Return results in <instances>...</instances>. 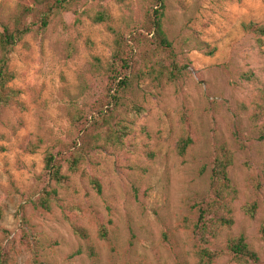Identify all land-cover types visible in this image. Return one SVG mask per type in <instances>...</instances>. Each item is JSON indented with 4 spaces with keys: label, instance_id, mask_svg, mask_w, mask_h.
I'll return each instance as SVG.
<instances>
[{
    "label": "rangeland",
    "instance_id": "obj_1",
    "mask_svg": "<svg viewBox=\"0 0 264 264\" xmlns=\"http://www.w3.org/2000/svg\"><path fill=\"white\" fill-rule=\"evenodd\" d=\"M153 1L71 4L9 54L10 85L23 106H0V247L7 264H197L194 204L207 197L220 144L233 153L234 222L211 239L209 247L220 252L212 264H241L223 252L225 239L238 234L264 260V142L250 120L264 80V36L243 28L264 25V0H164L162 26L180 72L172 81L133 80L119 105L107 104L105 69L116 35L133 44L123 55L137 67L157 59L144 30ZM20 5L38 2L0 0V31ZM249 72L256 80L242 78ZM99 113L105 123L91 129L100 135L97 148L83 153L75 170L64 161L67 179L51 183L57 195L49 210L35 207L45 151L77 152L82 123ZM187 136L181 154L176 147ZM251 201L253 217L241 209Z\"/></svg>",
    "mask_w": 264,
    "mask_h": 264
},
{
    "label": "trees",
    "instance_id": "obj_2",
    "mask_svg": "<svg viewBox=\"0 0 264 264\" xmlns=\"http://www.w3.org/2000/svg\"><path fill=\"white\" fill-rule=\"evenodd\" d=\"M82 0H37L38 7L20 5L16 11L9 15L7 20L2 23L0 31V106H6L11 101H15L20 107L22 103L17 101L19 90L12 87L10 83L14 80L15 75L9 69V54L14 45L23 36L33 32L34 26L37 29L45 30L52 18L61 10L68 9L72 4H77ZM87 1V0H84ZM33 16L34 20L29 21L27 18ZM164 16V0H154L153 6L146 19L144 30L148 42L154 45L157 59L149 60V65L141 69L132 63L133 58L124 54V48L128 52H133V44L130 40L115 36V48L105 69L107 77V104L112 103L119 105L123 98L122 93L128 92L133 84V80L149 78L153 81H172L177 77L179 71L178 64L171 42L168 40L162 26ZM104 17V14L102 15ZM243 28L251 33L264 36V25L256 22H249L243 25ZM150 35V36H148ZM120 38V39H119ZM166 62V63H164ZM242 78L246 80H256L252 72L243 73ZM258 101L254 102L253 109L250 113V120L256 126L257 138L264 142V80L260 82L258 88ZM16 99V100H15ZM138 109L139 107H135ZM83 124V133L76 137L74 143L77 152L69 155H63L62 151L46 150L43 157V167L39 178L44 182L41 195L33 200V205L45 210H49L51 202L56 198L57 191L51 187V183L63 184L67 179L66 175L61 172L62 163H68L69 170H75L80 156L88 153L89 149L97 148L99 132L92 131L97 124L105 123V118L101 113L91 116V119H85ZM99 120L103 122L98 123ZM191 139L189 136L180 140L178 143L179 153H183ZM35 147H32V151ZM212 156L209 173V186L207 197L194 204L196 219L192 225V233L195 236L199 246L196 252L197 264H212L219 256L220 252L211 249V239L218 236L222 229L229 228L233 225L232 205L235 189L229 177L228 168L232 164L233 153L226 144H220L215 148ZM69 150V149H67ZM93 185L97 191H100L99 183L92 179ZM243 212L253 217L256 213L257 204L255 201L247 202L242 205ZM74 232L84 236L80 228L75 227ZM263 235L264 230L262 229ZM223 252L230 256L234 261L241 264H264L258 253L254 251L246 241L243 234L229 236L225 239ZM7 252L0 247V264H7Z\"/></svg>",
    "mask_w": 264,
    "mask_h": 264
}]
</instances>
